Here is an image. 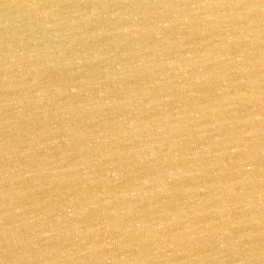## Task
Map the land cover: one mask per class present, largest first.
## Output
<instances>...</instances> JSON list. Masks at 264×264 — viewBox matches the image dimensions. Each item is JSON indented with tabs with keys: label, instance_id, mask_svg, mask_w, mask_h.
Masks as SVG:
<instances>
[{
	"label": "water",
	"instance_id": "water-1",
	"mask_svg": "<svg viewBox=\"0 0 264 264\" xmlns=\"http://www.w3.org/2000/svg\"><path fill=\"white\" fill-rule=\"evenodd\" d=\"M0 264H264V0H0Z\"/></svg>",
	"mask_w": 264,
	"mask_h": 264
}]
</instances>
